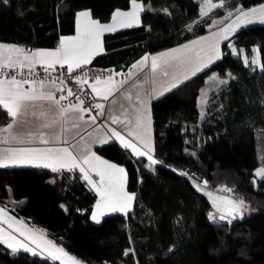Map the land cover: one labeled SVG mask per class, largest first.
Wrapping results in <instances>:
<instances>
[{"label":"trees","instance_id":"1","mask_svg":"<svg viewBox=\"0 0 264 264\" xmlns=\"http://www.w3.org/2000/svg\"><path fill=\"white\" fill-rule=\"evenodd\" d=\"M143 2L155 10L167 9L170 15L142 11L140 25L105 33L106 51L96 55L89 68L126 66L145 53L206 32L219 16L221 25L231 9L264 0H228L231 9L222 7L201 18L200 0ZM129 4L130 0H9L8 4L0 0V41L27 49L53 47L60 34L74 31L78 10L88 9L104 22L114 9ZM234 36L249 58L251 46L257 45L264 65V24L242 28ZM223 53L221 60L151 101L154 157L163 161L156 165V173L114 140L95 147L99 156L127 172V188L135 199L126 215L106 214L101 223L93 222L90 214L97 195L79 178V170L0 169V206L81 264H264V180L257 177V184L252 182L256 167L264 166V69L245 66L225 42ZM211 72L222 76L230 72L236 79L229 77L210 96L199 121L198 97ZM9 120L0 108V127ZM182 170L187 175H181ZM57 176L61 178L56 183L49 182ZM189 177L207 180L210 188L229 186L254 211L231 225L209 220L210 202ZM62 204L69 206V212ZM126 250H131L127 256ZM0 264L61 262L21 249L12 252L0 243Z\"/></svg>","mask_w":264,"mask_h":264},{"label":"snow or ice","instance_id":"2","mask_svg":"<svg viewBox=\"0 0 264 264\" xmlns=\"http://www.w3.org/2000/svg\"><path fill=\"white\" fill-rule=\"evenodd\" d=\"M8 2L9 0H3L4 4H8ZM221 7L231 9L228 0H219V3H213L212 0H201L199 14L201 17H209L213 9ZM146 10L148 8L143 0L141 2L130 0V10H115L111 22L107 24L92 19L90 11H81L77 14L76 35L61 37L58 47L54 50H29L18 45L0 43V77H2L0 78V108H3L10 118L5 126L0 127V133L4 134L0 136V144H25L38 141L43 145H67L43 148H0V169L33 167L50 170L51 173H73L79 170L81 174L79 178L86 181L98 197L91 214V219L97 224L101 223V218L108 213L122 212L126 214L135 199V193L126 191L127 174L123 167L110 163L92 151L91 145L97 142L91 139L93 133H88L89 140L82 143L84 137L80 134L81 121H84V113H88L90 121L95 124L96 115L104 114V105L94 103V101L97 98L109 100L110 96L119 91L126 81L115 80V77L125 75L122 72L110 70L107 76L102 74L89 76V72L84 68L91 63L96 55L103 52L101 37L105 32L115 31L117 25L124 28L133 27L134 24L138 26L140 13ZM164 12L170 15L167 9H164ZM234 14L235 19H232ZM253 16L264 23V4L260 5L259 9L243 10L242 7H236L229 10L224 19L231 20V22L218 32H213L210 36L200 37L157 55L145 54L139 61L131 65L128 75L131 76V69L150 67L154 80L157 73L167 76L169 69H186L189 66H191L192 75H195L196 72L223 58L224 53L220 50L221 41L229 40V36L241 26L242 18L248 23H252ZM216 24L217 21L213 20L210 27ZM188 27L191 30L192 25ZM226 46L231 49L233 55L238 54L237 49L231 43ZM239 52H243V49ZM149 59L151 60L150 65ZM244 63L245 66H248L249 63L256 65L257 59L253 56L249 61L245 57ZM65 65L68 77L79 86V89L65 87V79L59 76L55 79L51 77L50 72L56 71L57 66L64 68ZM37 66L43 69L42 77L35 71ZM261 67L264 69V65ZM77 70H79V74H77ZM227 77L236 79L230 72L223 74V78L213 74L210 79L220 85H226L229 82ZM184 78L188 79L187 71L184 73ZM178 83H183V81L174 82L172 87H177ZM25 85L29 87L26 88ZM86 88H90L91 92H87ZM167 90L165 89V91ZM57 92H66V95L57 96ZM203 96H207V92H203ZM68 97H74L76 103L63 104L62 101ZM126 98L131 101V93H127ZM112 103L116 104V101L113 100ZM205 103L207 101L202 98L201 104ZM119 109L121 116L128 124H132L134 119L136 129L145 128L147 131L146 114L143 110L144 101L140 99L139 94H137V103L132 104L131 109L124 104H120ZM93 111H96V115H91ZM130 112L133 119H128ZM200 115L203 119L205 113L201 111ZM111 122L113 124L120 122V118L112 116ZM148 123L150 124V121ZM73 129L77 131L72 139L80 136V140L69 143L68 134ZM110 131L111 137L120 140L124 149H130L137 157H146L148 161L146 167L153 168L158 164H163V161L154 157V148L150 140L141 137L143 147L139 148L135 143L124 139L119 131L115 129ZM129 135L132 133L130 132ZM111 137L103 135L98 139L100 143L106 144ZM90 172H94L99 179L94 180L89 174ZM181 175H187V173H181ZM256 177L264 180V167L256 172L252 181L254 185L257 184ZM59 178L61 177H54L49 182L54 184ZM68 178L71 180L76 177L69 176ZM207 183V180L203 181L205 186ZM196 187L199 189L200 185L197 184ZM218 191L231 193L233 189L222 186ZM207 195L212 198L215 208L214 213H209V220L215 221L216 214H219V221L231 225L234 220L244 218L247 205L243 198L236 200L231 197L214 195L213 192H208ZM61 208L66 213L70 210L69 206L64 204L61 205ZM76 211L81 212L82 210L77 209ZM0 223L7 224L9 229H13L14 223L20 224L19 234L35 246L31 247L28 243L17 241L19 248H22L23 251L36 256L38 255L36 249L42 248L47 250V256L53 261L59 260L61 264H65L63 258L66 257L70 264H78V261L68 256L62 247H58L52 240L45 239L42 233L38 234L36 230L26 229L23 222H17L13 217L8 216L5 208H0ZM10 241H16V236L6 233L3 228H0V243L7 244L14 252L17 251L18 249ZM130 251L126 250L124 255L127 256Z\"/></svg>","mask_w":264,"mask_h":264},{"label":"crops","instance_id":"3","mask_svg":"<svg viewBox=\"0 0 264 264\" xmlns=\"http://www.w3.org/2000/svg\"><path fill=\"white\" fill-rule=\"evenodd\" d=\"M138 2H141V0H138ZM212 2L213 3H219V0H212ZM143 3L147 6L149 11L153 10V11H157V12L166 14L164 12V9L155 10V9H153L151 7V5L148 2H143ZM262 4H264V2L258 3L256 5H253V6H250V7H247V8H243V10H248V9H252V8L259 9L260 5H262ZM200 7H201V0L199 2V6H198V14L200 13ZM117 9H119L121 11H129L130 10V4H129V7L126 8V9H120V8H117ZM117 9H114L112 11L111 17H112L113 12L115 10H117ZM216 9H220V8H216ZM216 9H213V11L216 10ZM81 11H89V10L88 9H80V10H78L75 13V16H74V31L72 33L60 34L59 38H58V41H57V44L55 46H53V47H37V48L29 49V50H54V49H56L58 47L61 37L75 36L76 32H77V19H78L77 14L79 12H81ZM111 17L107 21H104V22L100 21V22L102 24L110 23L111 22ZM91 18L97 20L92 15H91ZM199 18H201L200 14H199ZM81 19H83V18H81ZM219 19H220V16L215 18V19H212V21L213 20L217 21V24L215 26H213V27H209L210 31L208 30V31H206L204 33L196 35V36H194L192 38H189V39H187V40H185L183 42L177 43V44L169 46L167 48H164V49H161V50H158V51H154V52H150V53H145V54H149V56L157 55V54H159L161 52H165V51H168L170 49L177 48V47H179L181 45L190 43L191 41L197 40L200 37L210 36L213 32H218L227 23L231 22V20H226L221 25H219L218 24V20ZM232 19H235V14L233 15ZM212 21H211V23H212ZM240 23H241V26L236 29L235 33L238 30L242 29V28H247V27H250V26H252L254 24H264L256 16L252 17V23H248L247 20H245L243 18H242ZM140 24H141V18H140L139 25ZM134 26H136V25L134 24ZM121 28H124V27H121V26L117 25L116 30L121 29ZM111 32H113V31H111ZM105 33H108V32H105ZM235 33L229 36V40H227V41L222 40L221 41L220 50L223 53V43L225 42L226 45H227L228 42H231V44L233 45V47L235 49H237V52L239 54V55L237 54L236 56H240L242 61L244 62L243 56L241 55L242 52H239V50H241L243 47L236 45L235 36H234ZM104 34L101 37V41H102V45H103V52H101V53H104L106 51L105 47H104V42H103ZM0 43H4V44H7V45H18V44L8 43V42H0ZM18 46L23 47L22 45H18ZM254 49L257 50V51H253ZM251 50L256 55V59L258 60L257 63L260 62V56H259L257 45L251 46ZM145 54H143L142 56H140V57L136 58L135 60L131 61L126 66H123V65L119 64V65H115V66L106 67V68H104V69H102L100 71H94L93 69L89 68V70H88L89 76H92L93 74H102L104 76H107L108 75V71L114 70L115 72H122V73L125 74L124 76L115 77L116 81H119V80H125L126 81L119 88V91L115 92V94L113 96H110L109 100L105 101V100H103L101 98H97L94 101V103H102L104 105V109H103V113L104 114L103 115H96V111H93L91 113V115H96V123L95 124H93L90 121L89 114L88 113H84V121H87V123H84V121H81L82 128L80 129V134L84 137V141H82V143H83V142H87L89 140L88 133H90V132L93 133V136L91 137V139L92 140H96L97 142L91 145L92 151H95V147H97L99 145H102V143L99 142L98 137L103 136V135H108L109 137H111V131H110L111 129H115L116 131H119L121 133V136L124 139L135 143L137 145V147H139V148L143 147V141L141 140V137H143L144 139L150 140V143H151V145L153 147V126H152V117H151V111H150V103H151V101L155 97L161 95V93L163 94V93L167 92L168 90H170L172 88V84L174 82L185 80V78H184L185 71H187L188 78L192 75V72L190 70L191 66H189L186 69H178V70L169 69V75L164 76V75H162L160 73H157L155 79L153 80L150 67H144V68L138 67L136 69H131V76H129L128 72H129V69L131 68V65L136 63L137 61H139ZM148 63L150 65V63H151L150 59H149ZM260 67L257 65V68H260ZM36 69H42V68L37 66ZM66 69H67L66 65H65L64 68H60L59 66H57L56 71L57 70L66 71ZM77 74H79V72ZM51 77L53 79H55L58 76H51ZM0 78H2V77H0ZM24 87L27 88L29 86L25 85ZM65 87H70L69 83H67L66 81H65ZM165 89H168V90L165 91ZM86 90L89 93L91 92L90 88H86ZM127 93H131V95H132V100L131 101L127 100V98H126V94ZM137 94H139L140 99L142 101H144V109L143 110L145 111V114H146V128H147V131H145V128H141V129H136L135 128V121H134V119L131 116V112L129 113L128 119H133V122H132V124H128L127 121L125 120V118L123 116H121V110L119 109V105L120 104H124L126 107H129L131 109V105L134 104V103H137ZM56 95L57 96L66 95V92L65 93L57 92ZM113 100L116 101V104L112 103ZM62 103L63 104H69V103H76V101H75L74 97H68L66 100L62 101ZM112 116L119 117L120 118V122H117V123L113 124L111 122V117ZM200 118H201V115L199 114V116H198V120L199 121L202 120V118L201 119ZM148 121H150V124L148 123ZM76 131L77 130L73 129L72 132L68 134L69 143H75L76 141L80 140V136H76L75 139H72V136L74 135V133ZM130 132L132 133V135H129ZM2 135H4V134L0 133V136H2ZM112 140L118 142L121 145L120 140L116 139L115 137H111L109 139V141H112ZM52 146L60 147V146H67V145H62V144L43 145V144H40L38 141H34L32 143H25V144H15V143L8 144V145L0 144V148H3V147H41V148H43V147H52ZM126 150L129 151V153L133 157L144 159L145 168L148 169L149 171L153 172V173H156V166H154L153 168L146 167V164L148 163L146 157H137L131 152L130 149H126ZM73 151H75V150H73ZM101 158H103V157H101ZM103 159H105V158H103ZM105 160H108V159H105ZM108 161L110 163H114V164L124 168V166H122V165H120L118 163H115V162H113L111 160H108ZM89 174L93 177L94 180H98L99 179L98 177L95 176L94 172H90ZM126 174H127V172H126ZM126 191H128L129 193H134V191H130L127 188V175H126ZM97 199H98V197H97ZM96 202H97V200H96ZM133 202H134V200H133ZM133 202L131 203L129 210H131V208L133 206ZM93 209H94V207H93ZM93 209H92V211H93ZM129 210H128V212H129ZM92 211H91V214H92ZM6 213H7L8 216L13 217L15 221L19 222V220L16 217H14L12 214H10L9 212H6ZM116 213H120V214H123V215L127 214V213L125 214V213H122V212H116ZM91 214H90V219H91ZM108 214H111V213H108ZM14 224H16V225H18L20 227L19 223H14ZM3 244L7 246V244H5V243H3ZM13 245H14V247L18 248L17 246H15L16 244H13Z\"/></svg>","mask_w":264,"mask_h":264},{"label":"rangeland","instance_id":"4","mask_svg":"<svg viewBox=\"0 0 264 264\" xmlns=\"http://www.w3.org/2000/svg\"><path fill=\"white\" fill-rule=\"evenodd\" d=\"M212 23H210V25H211ZM209 30V29H208ZM207 30V31H208ZM210 31V30H209ZM1 42V41H0ZM229 43H231V42H228L227 44H229ZM228 48V47H227ZM243 49V48H242ZM229 51L231 52V50L229 49ZM231 54H232V52H231ZM239 55V54H238ZM242 56H243V60L245 59V57H247L246 56V54H245V51H244V49H243V52H242V54H241ZM234 56H236V55H234ZM253 56H255L256 57V55L254 54V52L251 50V56H250V58L249 57H247L248 59H249V61L251 60V58L253 57ZM240 57V56H239ZM241 58V57H240ZM258 61V60H257ZM261 66V64H260V62H258L257 64H256V66ZM197 73V72H196ZM213 74H217L216 72H211L210 74H208V76L206 77V80H205V84L201 87V89H200V93H199V97H198V103H197V105H198V108H199V110H200V114H201V111H203L204 113H205V110H206V105H207V103H205V104H201V99L203 98L204 100H206L207 102H208V100H209V98H210V96L214 93V92H216L219 88H221L223 85H220V84H218V82H216V81H213V80H211L210 78L213 76ZM218 76H220L221 78H223V76L222 75H219V74H217ZM192 76V75H191ZM229 77H227V79H228ZM203 92H207V96H203ZM160 96V95H159ZM158 97V96H157ZM156 98V97H155ZM201 119V118H200ZM261 167H264V166H262V165H260V166H258V167H256V169L254 170V172H255V174H256V172L261 168ZM182 172L183 173H186L185 171H183L182 170ZM189 179H190V181L192 182V184H194V186L196 187V185L197 184H199L200 185V187H199V191L203 194V195H205L206 196V198L208 199V201L210 202V210H209V213L210 212H215V208L213 207V203H212V198L211 197H209L208 195H207V193L208 192H213L214 193V195H217V196H224V197H231L232 199H236V200H238V199H241V198H243V197H241L239 194H237V193H235L234 191H232L231 193H229V192H223V191H218V189H220L222 186H225V185H219V186H216V187H214V188H210V187H208V186H205L204 184H203V181H198V180H195L194 178H192V177H189ZM256 180H257V177H256ZM226 187H229V186H226ZM230 188V187H229ZM244 199V198H243ZM245 200V199H244ZM245 203H246V205H247V211L244 213V215H246V214H249V213H251L252 211H254V209L253 208H251L249 205H248V203L246 202V200H245ZM0 208H3V207H1L0 206ZM6 212H8L7 210H6ZM11 214V213H10ZM217 215V219H216V221H219V219H218V216H219V214H216ZM0 228H3L4 230H5V232L6 233H12L14 236H16V241H10L11 243H13V244H16L15 246H17L18 248V250H20V248H19V245H18V243H17V241H19V242H23V243H28L31 247H35L34 245H32L31 243H30V241H28V240H25V238L23 237V236H21L20 234H19V231H18V229L20 228L18 225H16V224H13V229H9L8 228V225L7 224H4V223H0ZM14 229H16V231H14ZM39 234V233H38ZM45 238V237H44ZM46 239V238H45ZM12 249V248H11ZM21 250H23L22 248H21ZM36 251L38 252V255H40V256H44V257H48L47 256V250L46 249H36ZM12 252H14L13 251V249H12ZM69 256V255H68ZM71 257V256H70ZM49 258V257H48ZM64 259V261H65V264H70V262L69 261H67V258L65 257V258H63ZM59 261V260H58ZM61 262V261H60ZM78 264H81L80 262H78Z\"/></svg>","mask_w":264,"mask_h":264},{"label":"built area","instance_id":"5","mask_svg":"<svg viewBox=\"0 0 264 264\" xmlns=\"http://www.w3.org/2000/svg\"><path fill=\"white\" fill-rule=\"evenodd\" d=\"M84 70H85V71H88V70H89L88 65L85 66ZM25 71H27V70L25 69ZM35 71H36L37 73H39V74L41 75V77L44 75V73H43V69H35ZM78 72H79V70H77V73H78ZM50 75H51V76H60V77H62L63 79H65V81H66L67 83H69L70 87H72V88H74V89H79V86L76 85L75 83H73V82L71 81V78L68 77L67 71L57 70V71H54V72H50ZM86 91H87V90H86Z\"/></svg>","mask_w":264,"mask_h":264}]
</instances>
